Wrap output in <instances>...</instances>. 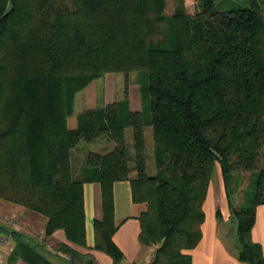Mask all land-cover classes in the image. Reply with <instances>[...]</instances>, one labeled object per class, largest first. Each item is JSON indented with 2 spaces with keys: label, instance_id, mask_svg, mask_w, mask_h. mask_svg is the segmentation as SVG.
I'll use <instances>...</instances> for the list:
<instances>
[{
  "label": "trees",
  "instance_id": "1",
  "mask_svg": "<svg viewBox=\"0 0 264 264\" xmlns=\"http://www.w3.org/2000/svg\"><path fill=\"white\" fill-rule=\"evenodd\" d=\"M164 7L165 0H0V198L45 216V238L64 230L69 243L49 251L65 263L93 264V253L73 245L90 249L84 183H99L102 217L94 220L91 248L118 264L124 254L113 240V188L129 180L134 202L146 204L141 244L157 245L150 264H191L219 165L238 256L264 264L251 235L264 203V170L254 172L257 188L240 208L227 187L230 174L258 168L264 148V15L255 1L220 9L217 0H200L194 12L184 1L172 15ZM130 70L148 76L145 110L115 102L69 125L78 91L103 73ZM102 135L114 148L90 152L76 173L73 149ZM4 234L17 242L11 264H59L0 224V242Z\"/></svg>",
  "mask_w": 264,
  "mask_h": 264
},
{
  "label": "rangeland",
  "instance_id": "2",
  "mask_svg": "<svg viewBox=\"0 0 264 264\" xmlns=\"http://www.w3.org/2000/svg\"><path fill=\"white\" fill-rule=\"evenodd\" d=\"M184 1L189 12H194L196 9H200V0H165L164 13L166 15L174 14L177 7L184 6ZM252 1L257 2V4L260 5L261 11L264 15V0H217V5L220 9H227L247 6ZM161 34L158 33L155 38L161 37ZM148 81V76L145 71L142 70L106 72L95 77L88 85L75 94L74 111L68 118L69 124L71 127H76L78 117L82 112L87 110L86 107L88 104L102 101V99L108 97L109 94L113 103L122 102V107L124 109H128L132 106L133 108L145 110L147 106V98L145 97L143 88L148 85ZM127 138H132V130L129 128L127 129ZM145 138L147 154H149V171L154 173L157 170L154 158V154L156 153L152 128L150 126L145 128ZM108 142L109 139L106 135L99 136L93 140H81L73 149V152L76 154V157L79 155L82 156V154H89L90 152L104 154L99 150L106 149ZM262 169L264 170V148L262 149L260 163L258 164L257 169L235 171L229 175V184L227 187L231 194L232 203L236 208H240L241 205L247 202V197L255 192L254 190L257 188L255 184L257 174L254 172ZM213 176L209 191L215 192V205L222 204L223 207L228 209L227 204L224 206V202L227 200V194L219 165H217ZM219 191H221L223 195ZM46 221L47 218L42 214L29 210L21 204L0 198V224L8 228L10 231L15 230L17 233H22L24 235V238L22 239L26 242L33 244L32 242L36 240L37 243L42 246L45 257L50 259L53 258L52 260L59 264H67L68 261L65 263L59 256L46 249V242H48L52 249L58 248L57 244L53 243L48 238H44L45 232L43 228L46 227ZM221 233L231 246L234 248L237 247V240H235L237 238L236 223L234 224L233 222L228 226L224 225ZM2 238L3 241L0 246V264H11L10 256L16 248L17 242L7 234L2 235ZM156 246V244L144 245L143 251H150V253L154 255ZM150 262L148 264H150ZM14 264L24 263L23 261L18 260Z\"/></svg>",
  "mask_w": 264,
  "mask_h": 264
},
{
  "label": "crops",
  "instance_id": "3",
  "mask_svg": "<svg viewBox=\"0 0 264 264\" xmlns=\"http://www.w3.org/2000/svg\"><path fill=\"white\" fill-rule=\"evenodd\" d=\"M109 95L105 99H102V101L88 104L86 108L96 109L106 107L108 104L113 103V100H111ZM130 109L132 111L142 110L133 108L132 106ZM76 123L78 125V122ZM128 143L130 153L134 154L132 138H128ZM114 146L115 143L109 140L106 149H101L99 151L106 153L111 151ZM73 151L71 157L72 169L78 173L85 166L88 154H82V156L79 155L76 157V154H74ZM113 192L115 200V222L118 225V228L113 235V240L124 254V259L118 264H148L151 261V258L153 259L152 256L154 255L151 254L150 251H143L144 248L139 238L141 224L138 218L141 212L146 209V204L134 202L132 187L129 180L116 181L114 183ZM219 192L221 193V191ZM84 197L87 246L90 247V249L83 246H73L82 252L90 251L93 253L95 259L93 264H114L111 256L107 253L91 248L95 244L94 220L102 217V193L100 184L97 182H85ZM214 198L215 192L208 191L204 203L205 220L202 224V237L198 244L190 250L192 254L191 264H249L247 261L239 258L237 249L231 246L221 233L224 225L228 226L234 222L230 219L228 200L224 202V206H226V204L228 205L227 209L226 207H223L222 204L215 205ZM218 208L221 209V220L217 217L216 212ZM235 223L236 222H234V224ZM43 229L45 232V228ZM251 235L253 240L261 244L264 253V203L257 206L255 223ZM48 239L55 244L63 242L69 243L65 232L62 229L56 230L52 235L48 236ZM235 240H237V238ZM35 241L32 242L33 245L45 255L42 246ZM19 261H23V263L26 264L22 259Z\"/></svg>",
  "mask_w": 264,
  "mask_h": 264
},
{
  "label": "built area",
  "instance_id": "4",
  "mask_svg": "<svg viewBox=\"0 0 264 264\" xmlns=\"http://www.w3.org/2000/svg\"><path fill=\"white\" fill-rule=\"evenodd\" d=\"M42 238H43V236H42ZM44 238H45V236H44ZM2 239H1V242H0V246L2 245V241H3ZM45 241H46V239H45ZM46 247H47L48 250H51L53 252H56L55 249H52V247L48 244V242H46Z\"/></svg>",
  "mask_w": 264,
  "mask_h": 264
}]
</instances>
